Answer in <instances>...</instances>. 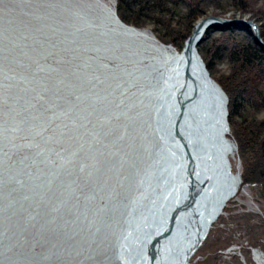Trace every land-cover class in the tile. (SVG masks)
Returning <instances> with one entry per match:
<instances>
[{"label": "rangeland", "instance_id": "1", "mask_svg": "<svg viewBox=\"0 0 264 264\" xmlns=\"http://www.w3.org/2000/svg\"><path fill=\"white\" fill-rule=\"evenodd\" d=\"M245 3L242 12L240 4L209 2L189 37L209 17L247 20L259 30L251 11L264 9V0ZM114 5L0 0V264H116L111 245L123 216L112 205L125 195L117 179L144 159L147 141L156 145L146 90L183 46L177 51L157 41L143 19L142 27L123 24ZM216 70L217 78L227 72L223 63ZM227 140L236 191L189 264H264V205L257 187L241 184L236 147ZM47 149L42 161L37 153ZM24 161L25 168L16 166ZM25 171L41 182L49 177V185L34 189ZM11 175L23 186L6 183ZM106 196L114 210L96 219Z\"/></svg>", "mask_w": 264, "mask_h": 264}, {"label": "water", "instance_id": "2", "mask_svg": "<svg viewBox=\"0 0 264 264\" xmlns=\"http://www.w3.org/2000/svg\"><path fill=\"white\" fill-rule=\"evenodd\" d=\"M219 25H230L237 29L252 28L257 44L264 48L257 27L250 21L209 17L195 25L180 54L174 55V59L178 56L175 61H182L185 65L184 75L188 82L185 81L182 88L178 86L174 88L175 84H173L172 93L171 91L167 93V98L170 99L162 102L163 91L165 92L162 85L165 81H171L169 69L165 70L163 67L171 65L172 62L176 63L171 61L174 59H170L165 62V65L156 69L161 71L155 74L153 83L146 90L149 107L152 110L150 128L156 145L153 148L150 147L144 159L140 158L137 166L132 168L133 174L139 175L137 187L134 186L139 191H143L150 184L152 189L161 192L168 189L174 179L175 182H179V179L185 181V194L176 201V208L181 211L180 218L174 216L175 219H171L167 228L163 230V234H160V238L150 242L152 247L157 242H165L166 238L167 240L173 238L175 230L173 231L172 225L176 219H178L177 227L183 228L184 233L192 228L193 237L186 242L184 248H179L178 240L172 255L167 256L168 260H173L172 262L175 261L177 264H189L205 239L211 224L218 218L226 202L236 191V184L231 176L225 152L222 151L226 143L224 136L227 133V98L220 87L211 80L196 52L201 33ZM125 30L129 31L126 28ZM189 66L199 69L198 76L193 78L189 75ZM202 88L206 90L205 96L200 93ZM196 128L207 135L205 142L202 141L201 136L197 137ZM50 153L49 149L39 150L37 156L38 158L42 156V161H46L44 157ZM62 153V151L56 152L58 163H64V159L60 156ZM28 163V161L18 162L16 166L25 168ZM0 164H2L1 161ZM24 175L25 181L31 182L34 189L40 190L49 185L47 182L49 177H45V181L41 182V175H33L29 171H25ZM5 182L13 183L19 188L23 186V182L12 175L8 176ZM29 198L32 199V196ZM22 200H25V196H22ZM149 216V209L138 211L133 206L127 218L122 221V229L120 228L119 235L115 236L111 245L113 259L118 264L122 263L118 261L120 258L117 253H124L127 263L135 264L132 259L148 248L152 234L149 226L153 224L156 226L158 220L152 221ZM140 218L146 224L143 228H140L141 224L139 226ZM177 237L178 235L175 236ZM153 251H151V260L154 258Z\"/></svg>", "mask_w": 264, "mask_h": 264}, {"label": "trees", "instance_id": "3", "mask_svg": "<svg viewBox=\"0 0 264 264\" xmlns=\"http://www.w3.org/2000/svg\"><path fill=\"white\" fill-rule=\"evenodd\" d=\"M211 1L214 0H115L114 9L125 25L142 27L140 19L152 24L156 40L179 51ZM218 1L240 4L242 12L248 5V0ZM220 5L217 8L221 9ZM251 14L261 24L258 33L264 43V9ZM157 25L160 28L156 29ZM197 53L227 98L228 138L236 147L241 184L257 187L264 205V48L257 44L252 28L219 25L205 31ZM220 63L227 72L217 78L214 72Z\"/></svg>", "mask_w": 264, "mask_h": 264}, {"label": "bare ground", "instance_id": "4", "mask_svg": "<svg viewBox=\"0 0 264 264\" xmlns=\"http://www.w3.org/2000/svg\"><path fill=\"white\" fill-rule=\"evenodd\" d=\"M204 33L205 32L201 33V37L199 39V42L202 40V37L204 36ZM136 35H137V33H136ZM177 57L178 56H176L175 59L173 57L172 59H174V60H171V61H175ZM175 62L176 63L172 62L171 65H169V66L165 65L163 67L165 70L169 69V73L168 74H169V78L171 79V81H169L170 83L165 81V84L162 85V87L165 90V92L163 91L164 97H162V102L166 101V99H170V98H167V93H168V91H171V93H172L173 84H175L174 88H177V86H178V88H182L184 83H185V81H187V80H185V75H184L185 74V70H184V66L185 65L182 63V61H175ZM169 63H170V61H169ZM160 71L161 70L157 71V73H159ZM198 72H199L198 68H196L195 66H189L188 73H189V75L191 77L194 78V77L198 76V74H197ZM169 89H171V90H169ZM200 93H202V95L205 96L206 95V90L204 88H202ZM154 102H155V99H154ZM149 105H150V103H149ZM148 128H149V126H148ZM195 130L197 131V137L201 136L202 141L205 142L206 138H207V135L203 134V132L199 131L197 128ZM149 131H150L151 136H152L151 128H150ZM224 137H225L226 143L223 146L222 151L224 150V152H225V157H226V160H227V163H228L229 170L231 172L229 157L233 154L234 146L229 140H227V138H228V134L227 133L225 134ZM150 147H151V145L147 141L146 145L144 146L145 154H146V152L150 151V149H151ZM184 164L185 163H183V165ZM200 167H201V165H200ZM132 168L133 167L131 166V168L128 170L129 174H125L120 179H117L118 186H119L120 190L125 192V195H122V199H121V202L119 204H116V202H113V205H112V207H114V208L118 207V210H120V212L117 210L119 216L120 217L123 216L122 220L119 222V224L118 225L116 224V229L114 231L113 239L115 238V236L119 235V232H120L119 230L122 227L121 226L122 221L127 218L128 212L132 209L133 206H134V208H137L138 211L149 209V212H150V216L149 217H150V219H152V221H155V220L158 219L156 221L157 225L155 226L153 224V225L149 226L151 228L152 234H151V237L149 239L150 241L148 243V248H146V250H144V252L141 253L138 257L133 258L132 259L133 262L135 264H150V263H153V264H177L175 261L172 262L173 260H168L167 256L170 257L172 255L173 251L175 250L174 249L175 243L178 240H179V244H180L179 248L180 249L182 247L184 248V245H186V242L189 241L193 237L194 230L192 228H191V230H189L190 229L189 228L187 233L186 232L184 233V229L183 228H181L179 226H178L179 228L177 227L178 219H176V220L173 221L172 227H173V231L175 230V232H174L175 236L178 235L177 238H175V236L174 237L172 236L173 238H171L169 240H167V238H166L165 242H157V244H153L152 247L150 246V242L151 241L153 242V241L157 240L158 238H160V236H161L160 234H163V230H165L167 228V226L169 225V222L171 221V219H175L174 216H177V217L180 218L179 214H180L181 211H180V209L176 208V203H177L176 201H179L178 198H180V196H182V194H185V189H184L185 181H182V179H179V182H177V181L175 182V179H174L172 181V185L168 189L162 190L161 192L159 190L152 189V186H150V184L147 185V187H145V189L143 191H139L138 189L134 188V186L137 187L136 185H137V181H138L139 175L133 174L134 171L133 172L131 171ZM130 173H131V175H130ZM119 174L120 173L117 172V175H119ZM136 174H138V173H136ZM134 178H135V180H134ZM133 180H134V182H133ZM98 190H101V189L98 188ZM140 194H143V196H140ZM143 198H145V199H143ZM109 199H110V197L106 196V198L104 200L105 202L101 203L99 205V207L93 213V216L96 219H99V217H98L99 214L101 215L104 212L105 208L108 207L107 203L110 202ZM129 204H131V205H129ZM111 208L109 207L107 209L109 211L111 210V212H112V210H114V209H111ZM117 211H115V212H117ZM142 218L139 219L141 221L139 223V226L141 224L140 228H143L146 225L145 222H143ZM113 219L115 220V218H113ZM114 220H112L111 223ZM91 228H93L94 232L99 230L98 229V224H96V223H93ZM152 250H154L153 251V257L154 258L151 260V258H152L151 251ZM112 254H113V252H112ZM117 254H118L119 258H120L118 261H120L122 264H128L127 263V257L124 255V253L120 252V253H117ZM163 255H165V257H163ZM108 261L109 260H107V259L102 260V262L100 264H108L109 263ZM110 261L111 262H115L116 264H118V262L115 259H113V256H111Z\"/></svg>", "mask_w": 264, "mask_h": 264}]
</instances>
